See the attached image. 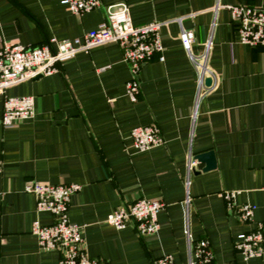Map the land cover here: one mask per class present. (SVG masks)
<instances>
[{
  "label": "crops",
  "instance_id": "crops-1",
  "mask_svg": "<svg viewBox=\"0 0 264 264\" xmlns=\"http://www.w3.org/2000/svg\"><path fill=\"white\" fill-rule=\"evenodd\" d=\"M100 1L76 16L59 0H0V43L37 47L50 38H81L104 20L105 6L123 4L133 26L161 24L162 46V61L154 54L139 70L134 103L124 95L129 72L114 43L78 52L56 73L6 90L31 96L34 115L0 125V264H59L60 252L39 249L30 234L33 221L53 219L35 211L33 195L23 191L27 181L80 186L69 197L67 218L82 227L92 259L152 264L169 255L173 264H187L196 242L206 240L208 264H264V258L243 261L233 247L238 235L264 225V47L238 43L227 9L264 8V0ZM181 31L192 32L194 57L210 43L202 85ZM145 125H155L163 144L136 152L129 132ZM205 152L212 153L210 170L194 159ZM225 192L235 193V208L255 207L250 222L227 210ZM137 199L163 203L154 235L104 222Z\"/></svg>",
  "mask_w": 264,
  "mask_h": 264
},
{
  "label": "built area",
  "instance_id": "built-area-1",
  "mask_svg": "<svg viewBox=\"0 0 264 264\" xmlns=\"http://www.w3.org/2000/svg\"><path fill=\"white\" fill-rule=\"evenodd\" d=\"M60 4L72 15L80 16L101 6L100 0H59ZM229 16L237 34V41L249 47H264V8L248 5L227 7ZM105 18L94 29L84 33L81 38H50L37 47H24L18 43H0V96L2 111L0 125L4 128L31 119L34 115V102L31 96H7L6 90L21 82L40 75L47 77L56 73L59 66L74 58L78 52L87 53L90 49L107 43L116 44L122 61L127 65L129 80L124 84V95L131 102H136L138 94V73L141 66L152 55L158 54L162 61V46L158 39L160 23L152 22L142 26H133L128 9L123 4L104 7ZM179 42L187 53L193 67L199 71V84L207 69L205 61L209 42L199 57L190 54L193 43L191 31H181ZM132 148L144 152L163 144L155 125L136 126L129 132ZM80 190L76 184L43 185L27 181L24 193L33 195L35 211L47 212L52 216V223L40 225L33 221L30 234L36 239L39 249L60 252L59 264H108L105 261L88 257L82 237V227L69 223L67 207L69 197ZM234 192L221 193L227 210L233 211L240 222L251 221L254 206L243 204L234 207ZM163 203L157 200L137 199L129 204L113 209L104 222L115 230L131 226L139 236L154 235L158 230L157 213ZM234 249L243 261L252 258H264V225L257 223L254 229L236 237ZM193 261L196 264H208L212 255L206 240H199L192 248ZM189 261L187 264H193ZM152 264H173L169 255L155 259Z\"/></svg>",
  "mask_w": 264,
  "mask_h": 264
},
{
  "label": "water",
  "instance_id": "water-1",
  "mask_svg": "<svg viewBox=\"0 0 264 264\" xmlns=\"http://www.w3.org/2000/svg\"><path fill=\"white\" fill-rule=\"evenodd\" d=\"M40 75L36 76L35 78H39ZM203 83L205 86H209L211 83V79L209 77L204 78ZM194 159L197 162H202L205 164V169L203 170H210L214 167V162L212 158V153L211 152H205L200 155H196Z\"/></svg>",
  "mask_w": 264,
  "mask_h": 264
}]
</instances>
